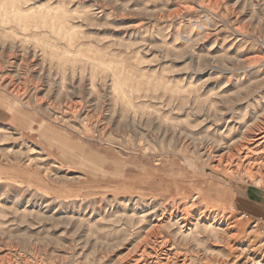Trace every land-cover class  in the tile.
Wrapping results in <instances>:
<instances>
[{"label":"rangeland","instance_id":"1","mask_svg":"<svg viewBox=\"0 0 264 264\" xmlns=\"http://www.w3.org/2000/svg\"><path fill=\"white\" fill-rule=\"evenodd\" d=\"M264 0H0V264H264Z\"/></svg>","mask_w":264,"mask_h":264},{"label":"crops","instance_id":"2","mask_svg":"<svg viewBox=\"0 0 264 264\" xmlns=\"http://www.w3.org/2000/svg\"><path fill=\"white\" fill-rule=\"evenodd\" d=\"M247 193L241 192L234 203L247 214H251L257 219L256 223L264 225V206L256 203Z\"/></svg>","mask_w":264,"mask_h":264}]
</instances>
